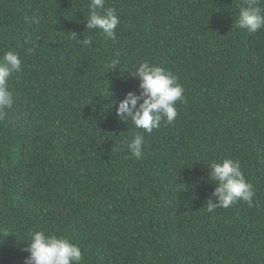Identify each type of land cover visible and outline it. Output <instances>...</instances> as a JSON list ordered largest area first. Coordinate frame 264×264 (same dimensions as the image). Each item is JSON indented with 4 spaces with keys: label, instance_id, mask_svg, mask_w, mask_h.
Returning <instances> with one entry per match:
<instances>
[{
    "label": "trees",
    "instance_id": "trees-1",
    "mask_svg": "<svg viewBox=\"0 0 264 264\" xmlns=\"http://www.w3.org/2000/svg\"><path fill=\"white\" fill-rule=\"evenodd\" d=\"M89 3L0 0V58L22 60L0 118V264H26L35 231L79 246L80 264H264V28L236 26L243 0H105L112 38L87 30ZM143 61L184 88L151 134L117 116ZM225 159L255 196L210 213L208 165Z\"/></svg>",
    "mask_w": 264,
    "mask_h": 264
},
{
    "label": "clouds",
    "instance_id": "clouds-1",
    "mask_svg": "<svg viewBox=\"0 0 264 264\" xmlns=\"http://www.w3.org/2000/svg\"><path fill=\"white\" fill-rule=\"evenodd\" d=\"M259 4L260 0H243L236 26L250 33L264 28V8ZM88 8L87 30L100 29L109 37L115 38V30L120 23L115 9L108 8L102 13L98 11L105 8V0H90ZM72 34L74 38L77 37L76 33ZM92 42L91 36L80 39L84 46L90 47ZM33 51L34 46L27 49L29 55ZM119 64L120 60L117 58L105 67L112 71L117 69ZM21 70L22 60L18 53L8 51L0 58V118L6 115L7 110L12 109L16 102L13 91L9 89V78L14 72ZM131 72L133 79L139 81L140 92H128L119 102L118 118L149 134L158 129L162 122L165 126L173 123L178 115L175 105L184 99V88L179 78L148 61L140 62L135 71ZM143 140V136L137 134L127 143V148L136 159L143 156ZM208 167V176L216 183L212 198L206 203L208 212L211 213L218 207H230L237 200L252 205L255 196L253 185L246 181L238 160L213 161ZM27 241L29 244L26 250L30 256L26 264H80L83 260L80 247L63 236L35 231L30 234V241Z\"/></svg>",
    "mask_w": 264,
    "mask_h": 264
}]
</instances>
